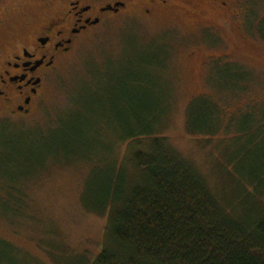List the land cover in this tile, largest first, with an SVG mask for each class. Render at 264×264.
<instances>
[{
    "label": "rangeland",
    "instance_id": "rangeland-1",
    "mask_svg": "<svg viewBox=\"0 0 264 264\" xmlns=\"http://www.w3.org/2000/svg\"><path fill=\"white\" fill-rule=\"evenodd\" d=\"M93 1L114 0L82 3ZM125 1L76 40L28 114L0 110V149L30 152L14 179L24 212L0 214V264H78L111 246L112 206L101 215L87 207L140 184L129 160L155 135L233 218L264 215V181L246 177L264 164V0ZM65 3L30 0L17 11L49 18Z\"/></svg>",
    "mask_w": 264,
    "mask_h": 264
},
{
    "label": "trees",
    "instance_id": "trees-1",
    "mask_svg": "<svg viewBox=\"0 0 264 264\" xmlns=\"http://www.w3.org/2000/svg\"><path fill=\"white\" fill-rule=\"evenodd\" d=\"M123 98L129 102V97ZM209 110L211 124L214 110ZM136 121L144 124L142 118ZM18 151L0 149V214L5 217L24 212L26 196L14 179L24 178L30 152L22 158ZM130 161L142 173L140 184L131 187L125 198L121 193L115 198L105 194L104 204L87 207L98 215L110 210L113 244L89 260L80 258L78 264H264V215L251 218L252 222L233 218L196 169L158 135L143 151L133 152ZM8 174L12 175L6 181ZM246 177L260 184L264 164Z\"/></svg>",
    "mask_w": 264,
    "mask_h": 264
},
{
    "label": "flooded vegetation",
    "instance_id": "flooded-vegetation-1",
    "mask_svg": "<svg viewBox=\"0 0 264 264\" xmlns=\"http://www.w3.org/2000/svg\"><path fill=\"white\" fill-rule=\"evenodd\" d=\"M30 0H0V110L19 117L28 114L45 79L72 50L76 40L103 17H115L125 9V0L82 3L65 0L62 9L49 18L20 16L18 8ZM150 1V2H149ZM148 4L166 7L167 0H149ZM217 0H213L212 8ZM182 4L190 6L191 2ZM221 5L227 7L226 2ZM27 6V5H26ZM151 15L150 9L142 12ZM195 14L197 19L200 16ZM30 14V13H29Z\"/></svg>",
    "mask_w": 264,
    "mask_h": 264
}]
</instances>
